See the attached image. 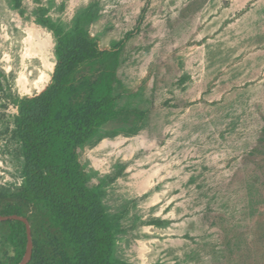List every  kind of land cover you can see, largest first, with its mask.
Here are the masks:
<instances>
[{"label": "rangeland", "instance_id": "374dc122", "mask_svg": "<svg viewBox=\"0 0 264 264\" xmlns=\"http://www.w3.org/2000/svg\"><path fill=\"white\" fill-rule=\"evenodd\" d=\"M19 1L0 0V212L19 204L37 244L51 230L43 207L20 200L24 159L14 123L19 100L37 95L17 84L24 29L52 36L56 64L52 26L67 32L79 11L98 4L100 18L87 28L102 49L110 34L121 41L144 34L142 43L133 35L124 40L118 57L126 118L77 150L89 186L103 188L108 212L123 214L116 264H264V0H253L219 33L195 18L210 1L225 7L231 0H191L185 11L189 0ZM205 60L223 70L203 76ZM105 68H85L78 82L97 79ZM182 72L185 80L208 81L207 93L174 94ZM218 84L222 98L211 92ZM9 235L0 222V264H14Z\"/></svg>", "mask_w": 264, "mask_h": 264}, {"label": "trees", "instance_id": "16d2710c", "mask_svg": "<svg viewBox=\"0 0 264 264\" xmlns=\"http://www.w3.org/2000/svg\"><path fill=\"white\" fill-rule=\"evenodd\" d=\"M99 18L98 4H92L77 13L69 31L52 26L57 40L51 83L42 93L18 102L14 136L24 159L25 180L20 200L43 207L51 225L40 244L35 243L31 229L33 256L28 264L117 263L114 254L123 214L108 212L103 188L89 186L77 150L129 112L121 105L128 92L116 81V71L124 40L133 33L115 42L110 51L103 50L99 38L92 37L87 28ZM105 63L97 79L78 82L85 68ZM10 215L30 222L19 204L0 212V216ZM6 223L16 250L14 264H20L27 250L26 227L20 221ZM153 223L160 226L162 222Z\"/></svg>", "mask_w": 264, "mask_h": 264}, {"label": "crops", "instance_id": "0c3cea01", "mask_svg": "<svg viewBox=\"0 0 264 264\" xmlns=\"http://www.w3.org/2000/svg\"><path fill=\"white\" fill-rule=\"evenodd\" d=\"M252 1L253 0H233V1L231 0V2L227 3V5L225 7H221V6L217 7L216 6L217 1L216 2L210 1V3H208L207 5L204 6L203 11L200 14H198V16H197V18H195V20H197V22L200 24L201 27L203 26L204 30H212V33H216V32L219 33L222 30V27H224V25L228 21H231L234 17H236L238 12L245 9V7L249 3H251ZM191 3H192L191 0L186 1L183 4V11H185L187 9L186 7ZM213 6H214L215 12L213 11ZM206 14H207V16H206ZM174 19L175 18L172 17L171 21L174 22ZM196 31H198V30H196ZM204 35H205L204 37H207V33ZM133 36H134V43L135 44L141 42L144 38V34L139 33V32H136V33L134 32ZM119 41H121V39L118 40V38L114 37L112 34L107 36V38H106V51H110L112 49L113 44L115 42H119ZM103 50H105V49H103ZM152 62H154V60H152L150 58L149 63H152ZM217 67H221V64L217 63L215 60H213L212 62H208L205 60V67L202 70L203 76L207 75L206 74L207 72L217 71ZM199 70H200V68H199ZM222 70H223V68L221 67L218 71H222ZM225 70L227 71V68ZM228 71H231V69H228ZM182 75L185 76L186 74H184V72H182L180 74L179 78L177 79V88L176 89H178V90H175V91L173 90L174 94H179L183 89H185V92L190 95L189 97H192L191 95L193 94V96H195V99H200V97L203 94L205 95L207 93L205 88L209 83L208 81H206V80L204 81L202 79L201 82H199V84H198V82H196V80H193V78L188 75L189 78H187V80L188 79L190 80V82H188L187 80H185L183 78ZM205 78H206V76H205ZM132 79L134 80V82H136V81L138 82L139 78L133 77ZM150 82H151V89L153 90L155 87V78L150 77ZM158 85H160V84H158ZM220 88H221V86L218 84V85H216L215 88H213L211 90L212 94H214V97L216 95H220L219 98H222L224 91ZM213 98H212V96H210V99H213ZM215 99H217V98H215ZM171 100L175 101V98H173ZM171 100H168L169 105L171 104ZM172 107H173L172 110H174V111L184 110V108H182L180 105L179 106L173 105ZM26 264H28V263H26Z\"/></svg>", "mask_w": 264, "mask_h": 264}, {"label": "bare ground", "instance_id": "6f19581e", "mask_svg": "<svg viewBox=\"0 0 264 264\" xmlns=\"http://www.w3.org/2000/svg\"><path fill=\"white\" fill-rule=\"evenodd\" d=\"M24 30L26 37L22 38L23 41L21 43V70L18 75L17 84L23 91L29 94H32L34 91L38 95L46 89L55 70L56 64L53 61L52 36L43 29L34 26L27 27ZM16 45L18 46V44ZM6 57L7 60L11 59L9 55ZM30 65L34 67L32 70H30ZM31 77L34 78L31 79Z\"/></svg>", "mask_w": 264, "mask_h": 264}, {"label": "water", "instance_id": "95a60500", "mask_svg": "<svg viewBox=\"0 0 264 264\" xmlns=\"http://www.w3.org/2000/svg\"><path fill=\"white\" fill-rule=\"evenodd\" d=\"M9 221H20L26 227L27 234V250H26V259L22 262V264H26L31 262L33 256V243H32V231L27 218L19 215H10V216H0V222H9Z\"/></svg>", "mask_w": 264, "mask_h": 264}]
</instances>
